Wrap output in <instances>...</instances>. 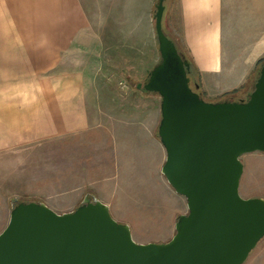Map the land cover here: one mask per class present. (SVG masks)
<instances>
[{
    "label": "water",
    "instance_id": "water-1",
    "mask_svg": "<svg viewBox=\"0 0 264 264\" xmlns=\"http://www.w3.org/2000/svg\"><path fill=\"white\" fill-rule=\"evenodd\" d=\"M164 2L153 14L160 59L137 88L160 96V172L187 206L174 234L136 242L128 224L89 193L61 213L14 199L0 232V264H243L264 237V198L239 193L241 156L264 152V61L243 99L205 100L163 29Z\"/></svg>",
    "mask_w": 264,
    "mask_h": 264
},
{
    "label": "rangeland",
    "instance_id": "rangeland-1",
    "mask_svg": "<svg viewBox=\"0 0 264 264\" xmlns=\"http://www.w3.org/2000/svg\"><path fill=\"white\" fill-rule=\"evenodd\" d=\"M224 17L232 39L242 48L264 43V0H224ZM109 43L104 41L103 51L108 55L102 58L99 69L88 72L93 86L87 89L80 134L50 135L59 120L53 123L50 118L52 105L47 100L52 96V79L42 56L39 70L17 73V87H0L4 102L0 103L4 112L0 123V232L8 222L14 199L41 201L61 213L75 209L89 193L108 204L112 217L128 224L132 238L139 243L169 240L174 234L173 228L169 230L170 222L180 210V214L187 212L160 172L163 152L145 146L140 153L130 146L142 117L148 120L144 126L158 139L160 96L137 88V84L147 80L148 68L159 62V53L151 64L141 65L137 60L126 72L125 56L121 57L123 62L112 64ZM263 60L264 56L257 62L248 86ZM14 74L7 73V80ZM200 91L211 100L212 96ZM29 97L33 104H17L20 109L15 110L14 99L24 102ZM240 159V195L264 198V152L243 154ZM243 264H264V237Z\"/></svg>",
    "mask_w": 264,
    "mask_h": 264
},
{
    "label": "crops",
    "instance_id": "crops-1",
    "mask_svg": "<svg viewBox=\"0 0 264 264\" xmlns=\"http://www.w3.org/2000/svg\"><path fill=\"white\" fill-rule=\"evenodd\" d=\"M156 1L0 0V87H17V73L39 70L42 56L41 62L52 79V96L47 100L52 105L50 118L53 123L59 120L50 135L80 134L87 89L93 86L87 79L88 72L98 70L102 58L108 55L103 51L104 41H110L113 65L126 57V72L137 60L141 65L151 64L159 53L153 16ZM164 4L163 29L189 58L198 74L199 89L212 96L211 100L249 81L264 56V43L242 48L232 39L225 23L224 0H165ZM120 40L124 41L121 48ZM7 73L16 77L7 80ZM29 98L24 102L14 99L15 110L20 109L17 104H33ZM0 103H4L1 97ZM2 110L0 123L4 119ZM138 120L141 126L132 129L131 148L143 153L145 146H155L165 155L159 139L144 126L148 120ZM16 126L22 130L20 124ZM171 190L187 208L184 197ZM175 221L170 222V231H174Z\"/></svg>",
    "mask_w": 264,
    "mask_h": 264
},
{
    "label": "trees",
    "instance_id": "trees-1",
    "mask_svg": "<svg viewBox=\"0 0 264 264\" xmlns=\"http://www.w3.org/2000/svg\"><path fill=\"white\" fill-rule=\"evenodd\" d=\"M177 48H178V46H177ZM178 51L189 62V68H188V71H187V75L190 78V85H191V87L193 89H196L195 85L197 84L198 85V89H196V90L202 96L201 91L199 90L198 77L194 76L195 73L197 74V72L195 70V67L193 66V64L191 63V61L189 60V58L185 55V53L183 51H181L179 48H178ZM257 76H258V71H257L256 78H257ZM256 78H254L253 82L251 83L252 84L251 86L250 85L248 86V82H247V83L241 85L240 87H238L237 89H234V90H232V91H230L228 93H225L222 97L217 98L215 100H211V101H218V100H223V99H227V100H240V99H243L247 95V93L250 92L253 89V85H254V82H255ZM203 98L205 100H207L205 97H203Z\"/></svg>",
    "mask_w": 264,
    "mask_h": 264
}]
</instances>
